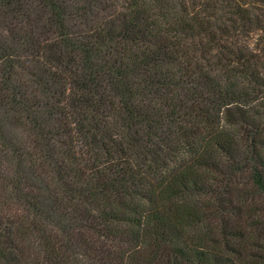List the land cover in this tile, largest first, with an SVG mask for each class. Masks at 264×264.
Segmentation results:
<instances>
[{
  "label": "trees",
  "instance_id": "16d2710c",
  "mask_svg": "<svg viewBox=\"0 0 264 264\" xmlns=\"http://www.w3.org/2000/svg\"><path fill=\"white\" fill-rule=\"evenodd\" d=\"M0 264H264V0H0Z\"/></svg>",
  "mask_w": 264,
  "mask_h": 264
},
{
  "label": "rangeland",
  "instance_id": "374dc122",
  "mask_svg": "<svg viewBox=\"0 0 264 264\" xmlns=\"http://www.w3.org/2000/svg\"><path fill=\"white\" fill-rule=\"evenodd\" d=\"M7 207H8L7 212L10 213V215H17V213H19L18 210H17V208L14 207L13 205L10 204V205L7 206ZM18 209H19V208H18Z\"/></svg>",
  "mask_w": 264,
  "mask_h": 264
}]
</instances>
